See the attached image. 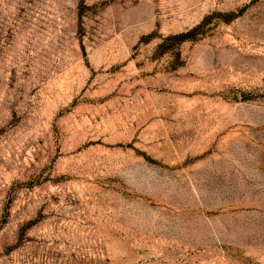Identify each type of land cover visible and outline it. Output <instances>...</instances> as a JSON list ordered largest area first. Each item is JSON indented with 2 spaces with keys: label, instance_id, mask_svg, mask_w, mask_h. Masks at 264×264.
Instances as JSON below:
<instances>
[{
  "label": "rangeland",
  "instance_id": "1",
  "mask_svg": "<svg viewBox=\"0 0 264 264\" xmlns=\"http://www.w3.org/2000/svg\"><path fill=\"white\" fill-rule=\"evenodd\" d=\"M0 264H264V0H0Z\"/></svg>",
  "mask_w": 264,
  "mask_h": 264
},
{
  "label": "trees",
  "instance_id": "2",
  "mask_svg": "<svg viewBox=\"0 0 264 264\" xmlns=\"http://www.w3.org/2000/svg\"><path fill=\"white\" fill-rule=\"evenodd\" d=\"M244 11H245V7H242L235 13L234 12L216 13L215 15H218L223 20V22H230L232 19L241 15ZM210 19L211 16H206L196 26L185 32L176 33L163 37L160 40V42L155 46L152 53V59H157L164 55H171L174 61L177 62V65L176 64L173 65V68L180 66L178 65L180 60V53H179L180 45L184 42L195 40L200 34H202L205 26L208 24ZM142 39L143 40L147 39V36H143ZM146 159L150 160L148 157Z\"/></svg>",
  "mask_w": 264,
  "mask_h": 264
}]
</instances>
